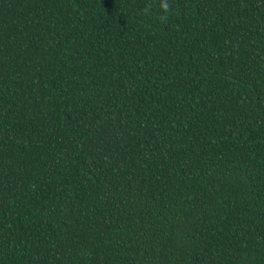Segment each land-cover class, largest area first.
I'll use <instances>...</instances> for the list:
<instances>
[{"label": "trees", "instance_id": "1", "mask_svg": "<svg viewBox=\"0 0 264 264\" xmlns=\"http://www.w3.org/2000/svg\"><path fill=\"white\" fill-rule=\"evenodd\" d=\"M0 264H264V0H0Z\"/></svg>", "mask_w": 264, "mask_h": 264}, {"label": "clouds", "instance_id": "2", "mask_svg": "<svg viewBox=\"0 0 264 264\" xmlns=\"http://www.w3.org/2000/svg\"><path fill=\"white\" fill-rule=\"evenodd\" d=\"M162 9H163V11L166 13L165 15H163V16H161V20L162 21H166L167 19H168V15L167 14H170V11H171V9H170V5L168 4V3H164L163 5H162ZM150 11V10H149Z\"/></svg>", "mask_w": 264, "mask_h": 264}]
</instances>
